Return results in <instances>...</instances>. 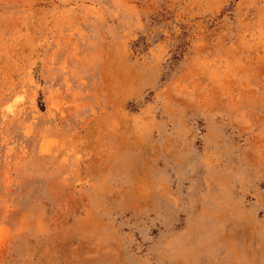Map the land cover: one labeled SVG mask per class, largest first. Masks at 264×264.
Segmentation results:
<instances>
[{"label":"rangeland","instance_id":"rangeland-1","mask_svg":"<svg viewBox=\"0 0 264 264\" xmlns=\"http://www.w3.org/2000/svg\"><path fill=\"white\" fill-rule=\"evenodd\" d=\"M0 264H264V0H0Z\"/></svg>","mask_w":264,"mask_h":264}]
</instances>
